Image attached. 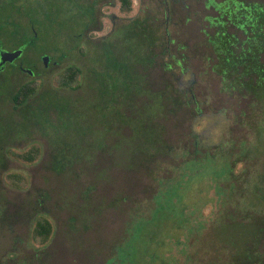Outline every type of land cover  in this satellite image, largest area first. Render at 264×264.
I'll use <instances>...</instances> for the list:
<instances>
[{
  "label": "rangeland",
  "instance_id": "374dc122",
  "mask_svg": "<svg viewBox=\"0 0 264 264\" xmlns=\"http://www.w3.org/2000/svg\"><path fill=\"white\" fill-rule=\"evenodd\" d=\"M227 1L0 0L2 49H23L0 82L37 89L19 110L0 98L28 125L1 175L0 264H264V68L211 44Z\"/></svg>",
  "mask_w": 264,
  "mask_h": 264
},
{
  "label": "trees",
  "instance_id": "16d2710c",
  "mask_svg": "<svg viewBox=\"0 0 264 264\" xmlns=\"http://www.w3.org/2000/svg\"><path fill=\"white\" fill-rule=\"evenodd\" d=\"M120 1L124 9H130L131 0H120ZM233 2L234 4L228 3V1L225 3L229 5L230 7L229 11H232L233 15H232L231 21L230 20L226 21L225 26L221 25L220 29L222 30L221 33L223 34L221 42L219 44L218 43L213 44L211 42L210 43L214 46L218 55L223 57L222 61H223V64H225V66L228 65L230 66L231 69L238 68L241 66L244 68L242 72L245 71L244 76H248L254 73L256 77L258 78L260 77V75H262L263 73L262 69L264 68V64L260 61V54L261 52L264 51V4L258 1L246 2L245 0H234ZM229 11L228 13H231ZM226 17L224 18V20H227ZM145 21H146L145 19L143 20L136 19L132 24L136 26H140V27H145ZM231 23H234L238 28L244 31V33L246 34L245 39H239L236 37L235 34L228 32V24H231ZM220 29H218V31ZM166 31L169 34V29H167ZM213 35L214 34H211L210 36L213 37ZM228 35H232V37L236 39V42H234V44L237 45L236 47L237 50L242 48L240 47L242 43L245 44L244 45L245 48L249 47V49L251 48L253 50V53L255 55V59H254L255 64H252V66L249 67V62H243V59H241V61L236 62L238 55H236L234 59L232 58L233 61H231V63L228 62V57L226 55L225 56L222 55L223 52H226L225 49L228 48V43H227V40L225 39L228 37ZM153 44H156V41H154ZM240 51H237L238 54L240 53ZM108 58L109 56L107 57V59ZM7 64L9 65L10 63H7ZM116 64L120 65L118 61H116ZM122 65L125 67V64L122 63ZM256 67L261 68V70L255 71ZM251 68H253L254 71ZM31 69L34 70L35 76L40 75L41 72L39 71L38 68L37 69L31 68ZM1 70H0V75H1ZM68 70H69V73L67 72L63 76L61 84L66 87H71L75 78L78 76V74L81 73V69L78 66H71ZM20 71L22 72V70ZM253 80H255V78ZM0 81H1V78H0ZM10 85H12V81H9V83L0 82V98L1 96H3V92L6 91L7 93L5 94V96L10 98V101L12 103V108H14L15 110H19L21 107L25 105L28 106L30 104V101L33 95L36 93V90H37L36 86L33 85L31 82H27V83H22L19 86L13 87L12 89H10L11 87ZM5 87H6V90H5ZM105 102H106L105 104H107L109 101L106 100ZM1 112L2 113L0 114V185H1V175L7 168L6 164L8 161V153L14 154V152H12L13 150L12 147L14 145V142L22 138L25 130H28V125L26 123L23 124L21 121L15 122L14 118L11 117V115H8V116L4 115V112L2 111V109H1ZM32 115L34 116V113ZM27 120H30V117H26V121ZM22 156L24 158L33 159L35 156V153H33V151L29 153L28 155H24V153H22L21 157ZM8 176L10 178L19 177V175L16 173H9ZM229 185H232V182ZM171 188L173 189V187ZM219 191H222L223 195L225 194L222 187L219 188ZM228 209H230V207H228ZM229 214L232 215L231 211L229 212ZM51 234H52V226H51V222L49 221V219L44 216L39 217L35 222V226L33 229V237L35 239L39 238L44 243L49 239ZM257 256H259V254H257Z\"/></svg>",
  "mask_w": 264,
  "mask_h": 264
},
{
  "label": "water",
  "instance_id": "95a60500",
  "mask_svg": "<svg viewBox=\"0 0 264 264\" xmlns=\"http://www.w3.org/2000/svg\"><path fill=\"white\" fill-rule=\"evenodd\" d=\"M23 52V49H15L13 51L4 50L0 47V70L4 68L5 64L7 62H13L15 59H17ZM45 64L48 65L49 58L48 56L44 57ZM29 72H32L30 69H26Z\"/></svg>",
  "mask_w": 264,
  "mask_h": 264
},
{
  "label": "flooded vegetation",
  "instance_id": "af4514ba",
  "mask_svg": "<svg viewBox=\"0 0 264 264\" xmlns=\"http://www.w3.org/2000/svg\"><path fill=\"white\" fill-rule=\"evenodd\" d=\"M0 47L2 48L1 43H0ZM18 59H19V57H18L17 59H15L14 61L16 62V61H18ZM14 61H13V62H14ZM42 62H43V59H42ZM50 62H51V60H50ZM7 63H11V62H7ZM7 63H6V66L8 65ZM11 64H12V63H11ZM43 64H44V62H43ZM55 64H56V62L53 63V66H54ZM50 65H51L50 63H49L48 65H45V64H44L45 67H50ZM59 65H60V64H59ZM57 66H58V65H57ZM26 69H27V67H22V68H21L22 72H26L27 74H31V75L35 76V75H34V74H35V73H34V70L30 69L32 72H29V71L26 70ZM196 107H197L196 109L199 108L198 105H197ZM200 111H202V110L200 109Z\"/></svg>",
  "mask_w": 264,
  "mask_h": 264
}]
</instances>
